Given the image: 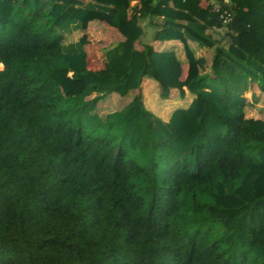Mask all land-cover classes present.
I'll list each match as a JSON object with an SVG mask.
<instances>
[{
  "label": "trees",
  "instance_id": "1",
  "mask_svg": "<svg viewBox=\"0 0 264 264\" xmlns=\"http://www.w3.org/2000/svg\"><path fill=\"white\" fill-rule=\"evenodd\" d=\"M202 1L0 0V264H264V119L246 97L264 92V0H231L227 25ZM141 19L203 72L138 48ZM95 21L122 36L105 72L85 54ZM156 74L162 99L193 95L166 120L141 92ZM112 93L133 96L103 119Z\"/></svg>",
  "mask_w": 264,
  "mask_h": 264
},
{
  "label": "crops",
  "instance_id": "2",
  "mask_svg": "<svg viewBox=\"0 0 264 264\" xmlns=\"http://www.w3.org/2000/svg\"><path fill=\"white\" fill-rule=\"evenodd\" d=\"M137 4H138V1H134L131 3V5H137ZM201 7L203 9H205L207 7V1L206 0H203L201 2ZM198 14H199L198 8L196 6H193L186 16V21L188 22V21L197 20ZM140 24L143 26V28L146 29V35L142 39L141 43H137L138 48H141L142 44H151L155 48V50L158 52L174 50L182 62V67H183L182 79L185 80L186 82L189 79H192V78L196 77L197 75H199L200 73L203 72V68H201L199 65H191L188 62L187 50L181 41H179V40H171V41H165V42L153 41L151 38L152 37V31L149 27V19H141ZM96 25L103 26V28H104L103 31H105V34L102 33L100 36V40H103L104 46H103V48H101V51L99 49L94 50L92 47L89 48V46H86L85 47V54H86L89 69L99 71V72H105L106 71V65H107V60L105 58V52L107 49L111 48L112 46L116 45L119 41H121L122 36L119 33H117L116 30L107 27L105 24L98 23V21L92 22L89 25V28L87 30L88 35L91 33V29ZM213 36H214V38L219 37L218 34H213ZM90 42H91V40H90ZM188 43H189V47H190L191 52L194 54V57L196 59H204L205 60L204 72L210 73L211 72L212 56H213L212 50L209 48H202L198 44H196L192 41H189ZM89 45H90V43H89ZM160 79H163V78L159 74H156L153 78H147V77L144 78L143 83H142V87H141L142 88L141 92L144 96L145 103H146L148 94L154 95V93L156 92V89L159 91ZM147 91H148V93H147ZM175 91H176L175 89H172L171 97L169 99H172ZM111 95L119 96L116 93H112L109 96H111ZM191 95L192 94L187 92V94L184 98L189 99V100H188L187 105L183 106V108H187L189 106V104L192 102L193 95L192 96ZM130 96H131V98H130L129 102L131 101L133 94H130ZM177 96H178V94H177ZM175 109H177V108H175ZM175 109L173 108V111ZM254 118H256V117H254Z\"/></svg>",
  "mask_w": 264,
  "mask_h": 264
},
{
  "label": "rangeland",
  "instance_id": "3",
  "mask_svg": "<svg viewBox=\"0 0 264 264\" xmlns=\"http://www.w3.org/2000/svg\"><path fill=\"white\" fill-rule=\"evenodd\" d=\"M98 23H102V22H98ZM103 30H104L103 26L100 25H96L91 29V33L89 34V41L91 40L90 45H88L89 48L92 47L94 50L99 49L101 51V48H103L104 46L103 40H100L101 34L102 33L105 34V31ZM81 35L82 33L79 32L75 33V35L71 38V40L77 39ZM177 94H178L177 91H175L172 99L164 100L160 97V89L159 91L156 89L154 95L148 94L146 105L157 116L166 120L173 111V108L174 109L183 108V106H186L188 103L189 99L180 98L179 96H177ZM246 97H248L250 101V104L247 107L248 116L264 119V92L260 91L256 83L252 84L251 89L246 93ZM130 98H131L130 95L126 97L108 95L99 102L96 113L99 114L104 119L108 114L124 108L129 103Z\"/></svg>",
  "mask_w": 264,
  "mask_h": 264
},
{
  "label": "built area",
  "instance_id": "4",
  "mask_svg": "<svg viewBox=\"0 0 264 264\" xmlns=\"http://www.w3.org/2000/svg\"><path fill=\"white\" fill-rule=\"evenodd\" d=\"M208 4L224 25L232 22L233 11L231 0H209Z\"/></svg>",
  "mask_w": 264,
  "mask_h": 264
}]
</instances>
